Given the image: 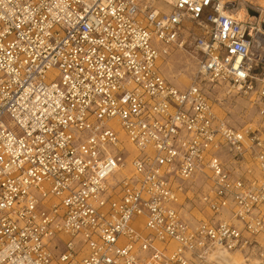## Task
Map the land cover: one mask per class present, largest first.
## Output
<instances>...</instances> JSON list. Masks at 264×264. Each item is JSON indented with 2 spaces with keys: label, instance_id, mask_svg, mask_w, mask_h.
Returning a JSON list of instances; mask_svg holds the SVG:
<instances>
[{
  "label": "built area",
  "instance_id": "1",
  "mask_svg": "<svg viewBox=\"0 0 264 264\" xmlns=\"http://www.w3.org/2000/svg\"><path fill=\"white\" fill-rule=\"evenodd\" d=\"M236 8L0 0V264H208L259 247L264 39ZM186 47L180 89L160 62ZM209 90L248 98L256 126L217 116Z\"/></svg>",
  "mask_w": 264,
  "mask_h": 264
},
{
  "label": "rangeland",
  "instance_id": "2",
  "mask_svg": "<svg viewBox=\"0 0 264 264\" xmlns=\"http://www.w3.org/2000/svg\"><path fill=\"white\" fill-rule=\"evenodd\" d=\"M237 8L243 9L245 13L252 11V17L246 14L245 20L254 22V25L262 34L264 39V4L260 0H234ZM238 8V9H239ZM237 9V10H238ZM257 13V14H256ZM195 52L191 47H186L185 51L173 50L160 62L161 73L174 86L183 89L187 87L196 70ZM213 103V110L217 116L224 118L231 126L237 128H254L258 123V117L255 109L246 97L225 94L222 90H209ZM215 98L220 100V104L214 101ZM194 215H198L193 211ZM259 247L253 248L251 252L231 251L244 256H235L244 258L247 261L258 259L259 264H264V234L257 237ZM258 257V258H256ZM261 260V262H260ZM212 264V263H211Z\"/></svg>",
  "mask_w": 264,
  "mask_h": 264
},
{
  "label": "bare ground",
  "instance_id": "3",
  "mask_svg": "<svg viewBox=\"0 0 264 264\" xmlns=\"http://www.w3.org/2000/svg\"><path fill=\"white\" fill-rule=\"evenodd\" d=\"M221 1L226 4V2H230L233 0H221ZM242 1H245V0H242ZM260 2L262 4H264V0H260ZM238 8L235 9V12H236L235 16H237L239 19L245 20L246 14L249 15L250 17H252V11H247V13H245V11L243 9H240V8L238 9ZM262 234H264V233H262ZM231 253L237 257L244 256L241 254L236 255V253H233L231 251L218 248L209 254V256L207 258V261L209 262L208 264H211V263L212 264H259L258 259H252L251 261H247L244 258H236ZM244 257H246V256H244Z\"/></svg>",
  "mask_w": 264,
  "mask_h": 264
},
{
  "label": "crops",
  "instance_id": "4",
  "mask_svg": "<svg viewBox=\"0 0 264 264\" xmlns=\"http://www.w3.org/2000/svg\"><path fill=\"white\" fill-rule=\"evenodd\" d=\"M256 258H258V257H256ZM260 262H261V260H260Z\"/></svg>",
  "mask_w": 264,
  "mask_h": 264
}]
</instances>
